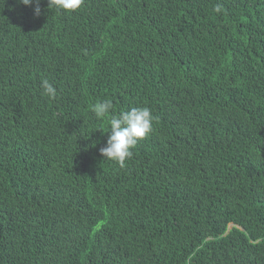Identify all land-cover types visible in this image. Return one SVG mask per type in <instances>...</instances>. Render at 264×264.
Masks as SVG:
<instances>
[{
    "label": "trees",
    "instance_id": "obj_1",
    "mask_svg": "<svg viewBox=\"0 0 264 264\" xmlns=\"http://www.w3.org/2000/svg\"><path fill=\"white\" fill-rule=\"evenodd\" d=\"M39 7L0 0V264H264V0ZM104 99L155 118L124 167Z\"/></svg>",
    "mask_w": 264,
    "mask_h": 264
},
{
    "label": "clouds",
    "instance_id": "obj_2",
    "mask_svg": "<svg viewBox=\"0 0 264 264\" xmlns=\"http://www.w3.org/2000/svg\"><path fill=\"white\" fill-rule=\"evenodd\" d=\"M25 6L35 5L34 14L40 15V0H19ZM84 0H48L49 8L54 7L58 11L71 13L79 10ZM216 12L222 11V6L217 4ZM43 94L50 99L57 97L56 88L47 80H42ZM95 118L100 120L107 118L109 125L106 133L108 138L105 147L100 149V155L109 161L125 166L127 160L133 157V149L138 142L146 139L153 131L154 117L149 107H131L128 110H120L116 114L114 104L110 99L98 101L90 106Z\"/></svg>",
    "mask_w": 264,
    "mask_h": 264
}]
</instances>
